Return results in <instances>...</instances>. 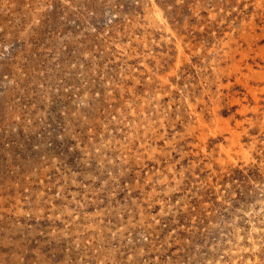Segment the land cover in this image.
<instances>
[{
	"label": "rangeland",
	"instance_id": "374dc122",
	"mask_svg": "<svg viewBox=\"0 0 264 264\" xmlns=\"http://www.w3.org/2000/svg\"><path fill=\"white\" fill-rule=\"evenodd\" d=\"M13 108L54 264H264V0H0Z\"/></svg>",
	"mask_w": 264,
	"mask_h": 264
},
{
	"label": "bare ground",
	"instance_id": "6f19581e",
	"mask_svg": "<svg viewBox=\"0 0 264 264\" xmlns=\"http://www.w3.org/2000/svg\"><path fill=\"white\" fill-rule=\"evenodd\" d=\"M155 12L161 19V11L156 9ZM15 118L13 108L9 115V125L12 128L6 133L1 127L0 132V264H54L42 252V244L39 243L36 249L38 231L35 223L45 216L46 207L41 204L45 194L37 196L34 189L35 174L29 167L22 169L15 157L19 150L15 142ZM41 168L43 170L38 178L46 181L47 170L43 166Z\"/></svg>",
	"mask_w": 264,
	"mask_h": 264
}]
</instances>
